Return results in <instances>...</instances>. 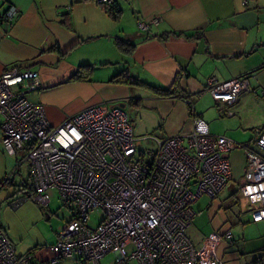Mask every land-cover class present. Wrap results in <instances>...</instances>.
<instances>
[{"label": "crops", "instance_id": "obj_1", "mask_svg": "<svg viewBox=\"0 0 264 264\" xmlns=\"http://www.w3.org/2000/svg\"><path fill=\"white\" fill-rule=\"evenodd\" d=\"M11 8L16 14L6 19ZM108 8L93 0H0V76L15 67L37 73L42 87L26 97L44 107L53 126L90 108H125L134 102L147 112L142 131L155 139L188 136L195 118H201L211 135L253 146L264 130V0H117ZM116 9L121 14L115 19L110 11ZM83 66L91 67L88 77L76 79ZM123 72L143 85L112 82ZM235 78L245 79L248 91L235 106L216 103L206 90L208 81ZM154 89L173 95L160 97ZM1 124L3 183L17 168V158L3 147ZM230 163L229 198L210 203V231L199 249L219 234L215 253L220 259L257 264L264 256V221H252L251 205L240 194L244 151L234 150ZM228 204L237 206L232 216L225 211ZM227 231L232 241L223 237ZM49 247L23 248L18 256L33 253L31 264H46ZM60 264L92 263L71 256Z\"/></svg>", "mask_w": 264, "mask_h": 264}, {"label": "built area", "instance_id": "obj_2", "mask_svg": "<svg viewBox=\"0 0 264 264\" xmlns=\"http://www.w3.org/2000/svg\"><path fill=\"white\" fill-rule=\"evenodd\" d=\"M93 1L108 5L113 0ZM15 14L11 8L5 17ZM41 87L37 73L18 67L0 76L2 144L10 156L23 154L32 169L28 197L32 193L34 203L47 207L49 190H56L72 211L57 243L47 248L46 264L74 255L99 264L108 254L116 256L115 264H227L215 253L219 234L197 249L186 231L196 217L193 205L204 194L215 200L232 180L230 154L237 149L247 158L240 194L251 205L252 221H264V130L253 146L237 144L211 135L207 124L195 118L190 135L155 139L152 160L142 161L121 107L90 108L53 126L44 107L26 97ZM206 90L216 103L234 105L248 91V82L210 79ZM95 211L103 219L91 227L89 214ZM223 237L231 241V231ZM33 257L16 255L0 227V264H31Z\"/></svg>", "mask_w": 264, "mask_h": 264}, {"label": "rangeland", "instance_id": "obj_3", "mask_svg": "<svg viewBox=\"0 0 264 264\" xmlns=\"http://www.w3.org/2000/svg\"><path fill=\"white\" fill-rule=\"evenodd\" d=\"M124 112L134 125L136 140L141 142L139 152L145 154L146 161L151 160L158 149V145L155 138L151 137V133L142 131V124H147L146 121H148V118H146L147 112L134 102L132 104L128 103L124 108ZM215 135L220 136V134ZM145 136L147 139L144 140ZM236 143L239 144L237 141ZM14 157L17 158L15 163L17 168L10 173L9 183L0 187V227L7 232L9 239L16 246L17 254L20 255L23 248L49 247L57 232L72 218V211L64 205L56 190H49L48 192L52 200L49 206L45 207L34 203L31 200L32 193H30V197L27 194L32 190V169L29 163L25 161L23 154L18 153ZM227 189L228 185L215 200L204 194L193 205L197 214L191 227L186 231V235L197 249L200 247V240L210 231V222L207 218L208 207L211 202H215L219 197L223 200L229 198ZM236 208L237 206H234L231 209L229 204L225 205V211L230 216ZM102 219V212L95 211L89 214L88 224L91 227H96ZM132 251L133 246L127 247L129 254ZM72 257L82 259L79 255ZM115 262L116 256L108 254L100 260L99 264H115Z\"/></svg>", "mask_w": 264, "mask_h": 264}, {"label": "trees", "instance_id": "obj_4", "mask_svg": "<svg viewBox=\"0 0 264 264\" xmlns=\"http://www.w3.org/2000/svg\"><path fill=\"white\" fill-rule=\"evenodd\" d=\"M114 1H117V0H113L112 1V3H110V4H108V5H99L100 7H102L103 9H110V8H108L109 6H112L113 4H114ZM127 1H129V0H127ZM107 7V8H106ZM110 14H111V16L113 17V18H118L119 17V15L121 14V10H111L110 11ZM90 70H91V67H88V66H83V67H81V68H79V71L77 72V74L75 75V78L76 79H83V78H86V77H88V75H89V73H90ZM112 82H114L115 84H126V85H130V86H142L143 84L140 82V81H138L137 79H134V78H132L127 72H123V73H121V74H119V75H117V76H115L114 78H113V80H112ZM154 91H155V93L157 94V95H159L160 97H169V96H172L173 94H172V92L170 91V90H161V89H154ZM242 95V94H241ZM240 95V96H241ZM239 96V97H240ZM182 100H189L190 101V104L188 105V107H189V109L192 111V109H193V103H192V101L188 98V97H185V98H183ZM238 100H239V98H238ZM238 103V101L234 104V105H228V104H226V105H228L229 107H232V106H235L236 104ZM141 159H142V161H144V159L146 158L145 157V154H143V153H141ZM146 160V159H145ZM151 160H152V158H151ZM9 180L10 179H7L6 181H4L2 184H0V187H2L3 185H6L7 183H9ZM27 194H29V193H27ZM262 222V221H261ZM254 223H256V222H254ZM257 223H259V222H257ZM231 241H232V239H231ZM29 254H33V253H29ZM263 258H264V256H263ZM262 258V259H263ZM261 259V260H262ZM260 260V261H261ZM260 261L257 263V264H259L260 263Z\"/></svg>", "mask_w": 264, "mask_h": 264}, {"label": "water", "instance_id": "obj_5", "mask_svg": "<svg viewBox=\"0 0 264 264\" xmlns=\"http://www.w3.org/2000/svg\"><path fill=\"white\" fill-rule=\"evenodd\" d=\"M121 108H124V105H122Z\"/></svg>", "mask_w": 264, "mask_h": 264}]
</instances>
